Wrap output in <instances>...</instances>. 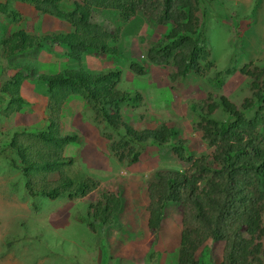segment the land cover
<instances>
[{
    "label": "trees",
    "instance_id": "1",
    "mask_svg": "<svg viewBox=\"0 0 264 264\" xmlns=\"http://www.w3.org/2000/svg\"><path fill=\"white\" fill-rule=\"evenodd\" d=\"M31 6L39 15H47L70 26L64 33L31 34L16 30L1 34L0 57L10 60L35 49L51 51L59 47L68 63L60 72L39 74L36 80L44 85L47 93L45 115L46 126L42 129H22L10 136L7 145L14 157L9 163L19 171L23 179V190L31 198L41 196L48 200L66 196L85 197L98 183L91 177L75 181L64 167L72 164L64 158L65 146L80 143L76 135L59 134V115L63 103L69 97H80L95 124L102 125L116 134H109L107 147L119 162L133 164L144 152L148 142L162 147L169 146L176 157L189 164L185 174L159 172L157 181L146 187L147 227L152 235L143 264H157L159 254L155 250L156 234L167 205L182 208L181 231L176 249V264H199L189 257L206 240L224 242L222 260L219 264H251L260 251L254 240L264 237L260 226L264 214V77L256 70L238 69L242 75L253 79L250 83L252 100H244L236 109L223 96L216 99L207 93L205 105L197 111L199 122L195 125L208 146L213 149L211 162L201 153L192 160V154L177 141L175 127L164 125L155 129L136 130L124 123L122 105L135 107L141 97L137 93L119 91L116 87L121 73L117 68L88 71L82 64L85 56L110 55L108 42L111 31L100 21L93 19L97 9L133 14L142 13L153 25L167 27L169 31L151 45L144 58L152 65H167L171 76L185 77L201 74V61L209 57L206 35L196 17L199 0H79L69 9L62 8V0H18ZM7 2L0 3L1 20H15L19 15L8 9ZM129 69L135 75L144 73L139 61H130ZM32 70L16 71L6 79L0 90L5 97L0 109L2 118L21 112L28 106L20 96V86ZM235 73L234 68L224 74ZM220 73H218L219 75ZM211 85H223L221 77H214ZM218 109L225 117H212ZM254 110L251 126L262 130L244 131L242 111ZM122 129V133H120ZM124 132V133H123ZM8 152V154H10ZM57 174L49 182L47 176ZM122 199L112 193L101 194L98 200L86 207L82 221L93 231L95 227L120 226L117 218ZM191 259V257H190Z\"/></svg>",
    "mask_w": 264,
    "mask_h": 264
},
{
    "label": "rangeland",
    "instance_id": "2",
    "mask_svg": "<svg viewBox=\"0 0 264 264\" xmlns=\"http://www.w3.org/2000/svg\"><path fill=\"white\" fill-rule=\"evenodd\" d=\"M3 1L19 17L15 23L1 20V29L11 25L31 34L35 30L45 32V19L49 16L35 14L28 8L20 14L12 5L25 3ZM72 1L77 0H63L62 7L69 8ZM105 9L106 6L103 10L97 9L92 18L111 31L108 42L111 53L90 58L88 63H78L88 71L119 69L121 78L116 88L140 95L141 100L135 107L121 106L125 124L138 131L161 125L175 127L178 135L171 139L172 144L181 142L192 154V160L203 153L211 162L212 150L195 127L199 122L197 111L205 105L207 93L214 99L223 96L236 109L241 108L244 100L253 99L250 91L253 79L240 74L238 69L246 66L248 71L256 70L264 77V0H199L195 15L206 35L209 57L200 62L201 74L192 73L184 78L170 76L167 65L154 66L143 57L169 31L167 27L151 24L140 12L130 14ZM31 55L29 63L38 74L60 72L70 63L59 49L52 52L35 49ZM130 61L142 63L144 73H132L128 67ZM7 65L0 57V90L10 74L6 73ZM232 68L235 73L224 74ZM216 75L223 79L219 87L211 85ZM33 79H28L22 88V96L31 100V105L9 118L0 117V264H142L152 239L146 226L145 186L148 181L157 180L154 174L159 169L185 172L188 165L177 160L168 149H146L148 152L139 158L136 167H133L135 164L124 168L110 153L109 140L104 137L109 134L114 139L115 132L95 124L81 98L69 97L61 107L59 134L76 135L81 142L65 146L62 152L64 158L72 159V164L65 168L66 173L75 181L87 176L100 183L85 198L62 197L52 202L39 196L31 199L23 190L19 171L9 163L13 153L8 154V147L4 146L15 131L43 128L47 93ZM242 113L244 131H262L251 126L254 110ZM215 116L225 117L218 109L212 113ZM119 131L122 133V129ZM106 192H119L123 198L117 215L120 226L109 230L95 227L91 231L82 217L88 204ZM181 213L182 208L176 205H167L164 209L155 241L159 254L157 264H176L173 248L177 246L181 230ZM260 220L264 227V214ZM223 249L222 242L206 240L188 259L199 264H218ZM260 261L264 264V257Z\"/></svg>",
    "mask_w": 264,
    "mask_h": 264
},
{
    "label": "clouds",
    "instance_id": "3",
    "mask_svg": "<svg viewBox=\"0 0 264 264\" xmlns=\"http://www.w3.org/2000/svg\"><path fill=\"white\" fill-rule=\"evenodd\" d=\"M63 1V0H62ZM76 3V2H79V0H77V1H72V2H70L71 3V6L69 7V8H71L72 6H73V3ZM29 6V5H28ZM31 7V6H30ZM63 9L65 8V7H62ZM69 8H66V9H69ZM34 10V9H33ZM47 16V15H46ZM50 18H52V17H50ZM52 19H55V18H52ZM55 20H57V19H55ZM57 21H59V20H57ZM59 22H62V21H59ZM62 23H65V22H62ZM67 24V23H66ZM68 25V24H67ZM69 26V25H68ZM69 28H70V26H69ZM70 30V29H69ZM60 33H64V32H60ZM52 34V33H51ZM44 35H47V34H44ZM161 38V37H160ZM159 38V39H160ZM158 39V40H159ZM153 45V44H152ZM27 53V52H26ZM24 54V53H23ZM21 55V54H20ZM20 55H18V56H16V57H14L13 59H10V60H8V61H10V62H13L14 61V63L15 64H17L16 63V61L19 59V57H21ZM144 57V56H143ZM2 59V58H1ZM84 59V58H83ZM82 59V61H84ZM147 61V60H146ZM81 62V61H80ZM148 62V61H147ZM149 63V62H148ZM142 64V63H141ZM152 65V64H151ZM20 66H33V65H31L29 62H28V64L27 65H20ZM154 66H157V65H154ZM164 66V65H163ZM6 68H7V66H6ZM14 70V69H13ZM171 71V70H170ZM14 72H16V71H14ZM170 74H172V71L170 72ZM12 75V74H11ZM10 75V76H11ZM189 75V74H188ZM10 76H8V77H10ZM171 76V75H170ZM187 76V75H186ZM185 76V77H186ZM215 77H218L217 75L215 76ZM184 78V77H183ZM7 79V78H6ZM45 90V89H44ZM120 91V90H119ZM20 93V92H19ZM20 96L25 100V102L30 106L31 105V101L30 102H28L23 96H22V91H21V93H20ZM74 97H76V96H74ZM80 98V97H79ZM6 99H5V97H0V109H1V107L3 106V103H4V101H5ZM82 100V99H81ZM64 104V103H63ZM85 104V103H84ZM45 105H46V98H45V103H44V125H43V127L44 126H46V115H45ZM86 106V105H85ZM26 107H28V106H25V107H23L22 108V110L24 109V108H26ZM88 108V107H87ZM21 110V111H22ZM89 110V109H88ZM20 113V112H19ZM16 114V113H15ZM60 114H61V110H60ZM12 115H14V114H12ZM11 116V115H10ZM9 116V117H10ZM0 117H1V115H0ZM8 117V118H9ZM2 118V117H1ZM6 119V118H5ZM59 120H60V115H59ZM123 120V119H122ZM124 121V120H123ZM33 129V128H32ZM40 129H42V128H40ZM29 130H31V129H29ZM39 130V129H38ZM146 149H156V150H158V149H168L171 153H174L171 149H170V147L169 146H162V147H158V146H156V145H154V144H152V142H148V144H147V146H146V148H145V152L147 153L148 152V150L146 151ZM211 150L213 151V149L211 148ZM166 151V150H165ZM144 152V153H145ZM10 153V152H9ZM143 153V154H144ZM112 154V153H111ZM142 154V155H143ZM158 154V152H156L155 153V155H157ZM113 155V154H112ZM141 155V156H142ZM174 155H175V153H174ZM114 156V155H113ZM141 156H139V158L141 157ZM115 157V156H114ZM160 157H163V155L161 154L160 155ZM175 157H176V155H175ZM116 158V157H115ZM138 158V160L136 161V162H134L133 164H126L125 162H119L118 160H117V158H116V160L120 163V164H122L123 166H124V168H128V167H131V166H133V165H135V166H133V167H136L137 166V163H138V161L140 160ZM177 158V157H176ZM158 160H160V159H158ZM177 160H179L180 162H182V163H184L185 165L187 164L188 165V168H189V164L188 163H186V162H184V161H182V160H180V159H178L177 158ZM70 166V165H69ZM69 166H65L64 167V171H65V173H66V167H69ZM139 166H140V164H139ZM187 168V169H188ZM187 169H185V172H186V170ZM18 172V171H17ZM159 172H167V169H159V170H157L156 172H155V174H154V176H155V179L157 178V173H159ZM172 172H177V173H184L185 174V172H180V171H176V170H173ZM67 174V173H66ZM68 175V174H67ZM69 176V175H68ZM69 177H71V176H69ZM85 177H87V176H84V177H81V178H79L78 180H81L82 178H85ZM58 178V175L57 174H51V175H49V176H47V180L49 181H51V182H53V181H55L56 179ZM72 178V177H71ZM92 179H94V178H92ZM78 180H76V181H78ZM95 181H97L96 179H94ZM158 180V179H157ZM156 180V181H157ZM49 181V182H50ZM156 181H148L147 183L149 184V183H151V182H156ZM97 183H98V185H99V181H97ZM147 184V185H148ZM147 185L145 186V190H144V192H145V196H144V198H145V205L147 206V204H148V197H147V194H146V187H147ZM97 188H98V186L92 191V192H95V190H97ZM92 192H90V193H92ZM90 193H88L85 197H87ZM106 193H112V192H106ZM102 194H104V193H102ZM112 194H114V195H118L121 199H122V203H123V198L120 196V194H119V192H117V193H112ZM27 195V194H26ZM28 196V195H27ZM38 197V196H37ZM39 197H41V196H39ZM62 197H66V196H61V197H57V198H62ZM85 197H81V198H85ZM100 197V196H99ZM98 197V198H99ZM31 198V197H30ZM35 198V197H34ZM42 198V197H41ZM56 198V199H57ZM67 199H73V198H77V197H72V198H68V197H66ZM78 198H80V197H78ZM31 199H33V198H31ZM44 199H46V198H44ZM48 200V199H47ZM98 200V199H97ZM96 200V201H97ZM49 201H51L52 202V200H49ZM95 201V202H96ZM122 205V204H121ZM120 209H121V207H120ZM146 212V211H145ZM119 213H120V210H119ZM148 217V216H147ZM181 222V221H180ZM161 223H162V219H161V221H160V224H159V228H158V232L160 231V227H161ZM146 226H147V224H146ZM260 226H261V220H260ZM262 227V226H261ZM263 229H264V227H262ZM147 229H148V227H147ZM109 230V229H108ZM148 231L150 232V230L148 229ZM181 231V230H180ZM158 232H157V234H158ZM157 234H156V237H157ZM150 235H151V233H150ZM151 237H152V235H151ZM152 240V239H151ZM150 240V241H151ZM208 240H210V239H208ZM264 237H258V238H256L255 240H254V243L255 244H258L259 245V247H260V251L259 252H257L255 255H254V257H253V260L251 261V264H260V257H264ZM215 242V241H214ZM217 242H222V241H217ZM204 243V242H203ZM202 243V244H203ZM223 243V246H224V242H222ZM149 244H150V242H148V246H147V249H146V253L148 252V248H149ZM178 244H179V235H178V243H177V246L175 247V248H173V250H175V251H173L174 252V254L176 255V249H177V247H178ZM201 244V245H202ZM200 245V246H201ZM197 251V250H196ZM195 251V252H196ZM223 251H224V249H223ZM223 251H222V255H221V258H220V262H221V260H222V256H223ZM194 252V253H195ZM194 253H193V255H194ZM176 261V260H175ZM144 262V261H143ZM143 262H142V264H143ZM219 262V263H220ZM199 263V262H198ZM218 263V264H219Z\"/></svg>",
    "mask_w": 264,
    "mask_h": 264
},
{
    "label": "crops",
    "instance_id": "4",
    "mask_svg": "<svg viewBox=\"0 0 264 264\" xmlns=\"http://www.w3.org/2000/svg\"><path fill=\"white\" fill-rule=\"evenodd\" d=\"M0 3L3 4L4 1L3 0H0ZM7 7H8V9H10V6L9 5H7ZM12 7H14L15 9H17L19 13L22 12L21 10H25V9L28 8V10L30 12H34L36 14V12L33 10V8L28 7L25 4H19V3L14 2L13 5H12ZM45 17H47V16H45ZM45 22L47 24L46 29H45V32L38 33V31L35 30L34 33H32V34L41 35V34H51V33L68 32L69 31V26L66 23L59 22V21H57L55 19H51L50 17H47L45 19ZM4 29H5V33H4V30H3L1 32V34L8 35L11 32H14L16 30H23L25 32H28V31H26L23 28H17L16 27L15 29H13V27L11 25H6ZM29 32H33V31L30 30ZM57 49H59V47L52 46L51 47V52H52V50L56 51ZM59 51H60V49H59ZM20 56L21 57H19V59L16 61L17 64L9 63L10 61H8V60H3V61H4L5 65L8 63L7 69H6V73H8V72L10 73L8 76H10L14 71H19V72L24 73L27 69L32 70L31 74H29L28 78L25 79L22 82L21 86H20V93H21L22 88H23V86L26 85L28 79L34 78L32 80V82H39V81L36 80V77L39 74L36 71L33 70V66H20V65H25L26 62H31L32 61L31 60V57H32L31 52H27V53L21 54ZM90 58L94 59L95 57L85 56L83 60L86 63H88L87 60L90 59ZM13 69H15V70H13ZM40 86H43L44 87V85L42 83H40ZM30 101H28V102H30ZM44 103H45V100H44Z\"/></svg>",
    "mask_w": 264,
    "mask_h": 264
}]
</instances>
